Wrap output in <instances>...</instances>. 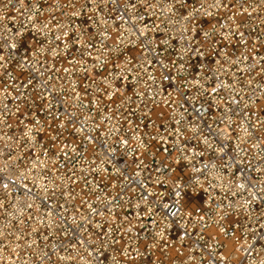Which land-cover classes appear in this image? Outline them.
<instances>
[{
	"label": "built area",
	"instance_id": "2783aa9c",
	"mask_svg": "<svg viewBox=\"0 0 264 264\" xmlns=\"http://www.w3.org/2000/svg\"><path fill=\"white\" fill-rule=\"evenodd\" d=\"M0 264H264V0H0Z\"/></svg>",
	"mask_w": 264,
	"mask_h": 264
}]
</instances>
